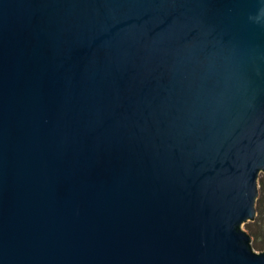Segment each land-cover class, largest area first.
<instances>
[{"label":"water","instance_id":"water-1","mask_svg":"<svg viewBox=\"0 0 264 264\" xmlns=\"http://www.w3.org/2000/svg\"><path fill=\"white\" fill-rule=\"evenodd\" d=\"M264 0H0V264H264Z\"/></svg>","mask_w":264,"mask_h":264},{"label":"rangeland","instance_id":"rangeland-1","mask_svg":"<svg viewBox=\"0 0 264 264\" xmlns=\"http://www.w3.org/2000/svg\"><path fill=\"white\" fill-rule=\"evenodd\" d=\"M260 177L264 178V173L263 172H261L259 174V178ZM259 178H258V180H259ZM257 190H258V196L256 197V201H255V207H256L255 219L254 220H250V221H246L243 224V226H242L248 232H250V230L255 231V232H259L264 226V189L261 190V187H260L258 181H257ZM260 200H262V202L260 203L261 214L257 210V205L259 204L258 202ZM259 217H261L262 219H260ZM250 234H251V232H250ZM251 236H252V244H253L254 248L257 251L264 250V249H260V248L255 247V244H259L258 243L259 241L255 238V236L253 234H251Z\"/></svg>","mask_w":264,"mask_h":264},{"label":"trees","instance_id":"trees-1","mask_svg":"<svg viewBox=\"0 0 264 264\" xmlns=\"http://www.w3.org/2000/svg\"><path fill=\"white\" fill-rule=\"evenodd\" d=\"M258 183L261 187V190L264 189V178H259ZM262 202V200H260L257 205V210L259 211V213L261 214V210H260V203ZM260 219H262L261 217H259ZM255 219V218H254ZM259 220V219H258ZM247 225V224H246ZM251 234H253L255 236V238L259 241V244H255V247L260 248V249H264V226L263 228L259 231V232H255L250 230Z\"/></svg>","mask_w":264,"mask_h":264}]
</instances>
